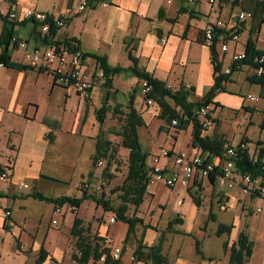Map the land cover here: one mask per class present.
Here are the masks:
<instances>
[{
  "label": "crops",
  "instance_id": "1",
  "mask_svg": "<svg viewBox=\"0 0 264 264\" xmlns=\"http://www.w3.org/2000/svg\"><path fill=\"white\" fill-rule=\"evenodd\" d=\"M14 1L17 3L16 12L19 18L23 10L27 8L47 14L60 15L67 8L74 9L84 0H46L49 3L46 5H43L41 0ZM10 3V0H0L1 10L6 11ZM110 4L105 7L98 5L87 8L83 12L73 15L67 21L64 29L57 30L54 39L56 41L74 40L78 43L79 50L87 55L85 72L90 70L89 77H92L98 71L97 64L92 56L104 57L109 67L119 66L124 69L130 68L132 65L129 60L130 56L138 61L140 68L155 80L164 82L171 90L175 91L181 86L185 89L190 88L192 89L191 99L193 101L201 100L214 84L211 54L210 50L202 44V32L206 25L216 19L222 21L227 30L235 25L236 15L241 10L240 0H218L213 13L208 12L206 0H198L193 4H188L185 0H170L169 3L167 0H112ZM3 27L0 18V35ZM7 27L11 29L12 35L16 36L18 40L25 41L29 49L43 46L31 22L14 21ZM161 40H164V42H161ZM248 40L254 42L257 49L264 51V43L263 46H260V43L264 40V24L258 26L250 22L249 26L239 31V41L237 43L229 42L228 51L225 54L217 53L222 70L230 65L232 52L244 51V45ZM7 52L12 62L23 65L21 51L10 45ZM0 70L4 74L0 79V166L8 163L11 165L9 178L6 181H0V235L1 232L13 235L14 229H16L18 237L17 240H14L15 250L27 257V262L24 264H35L40 250L45 252L42 264H59L56 261L55 253L48 252L41 247L38 253L33 250L27 252L22 248L20 238L23 234L29 232L26 229L25 222L28 218H34L38 214L40 202L47 204L46 214L52 219L51 212L54 205L33 196L37 193L45 199L74 197L75 195H62V193L55 196H43L40 193V186L52 187L48 189L51 190L55 185L50 184H57L58 186L67 184L66 181H58L52 178V170L49 167L54 166L58 160L65 165L72 164L74 161L72 159L73 155L80 153L82 147L87 144L86 147L90 148V152L84 168L78 171L76 162L74 164V169L80 174L75 194L78 193L79 184L81 182L86 183L89 172H92L91 159L96 137L100 131L106 139V129L104 127L107 126V115L111 114L112 116L114 109L117 112L125 113L132 90L139 83L135 77L120 73L112 78L109 88L103 87L101 81L92 89L89 98L83 100L75 90L62 88L59 81L54 79L50 72H39L30 69H5L2 67H0ZM238 73H241L240 79L245 86L242 89L234 88L232 90L230 89L231 84H234L235 76ZM252 79V70L248 67H240L231 74L229 82L223 87L224 91L217 93L213 99L219 107L214 108L212 105L208 107L212 123L201 134L202 137L228 142L230 147L237 146L244 136L240 133L236 140H232L234 136L230 129L233 130L238 127L237 119L240 115L248 116V124L259 130L258 139L264 136V132L262 133L258 128L261 120L264 119V104L261 106L248 104L249 102L245 99V95L250 94L257 96L260 102H264L263 98L259 96L264 86L251 83ZM246 85L249 87L247 88ZM252 87H255V90L250 89ZM133 96L132 106L144 123L143 127L137 131L140 148L145 153L151 154L152 159L159 156L160 150H167L169 156H161L157 167L169 169L177 154L189 155L193 151L191 146L192 126L190 125L185 131H176L172 126L165 128L161 120L158 119L160 113L158 115V112L143 103L144 98L143 95L140 96L139 90ZM104 103L108 110L112 106V111L109 110L110 112L106 113L104 124L99 126L95 115ZM61 105L63 106L62 112ZM254 117L253 123L252 119ZM161 126H163L162 131L160 130ZM141 129L147 131L143 142L144 149L139 134ZM74 139H78L77 145H75ZM247 140L252 142L253 139ZM250 145H247V147L249 148ZM226 146L227 144L224 149ZM201 154L214 163H218L224 157V151L221 158L210 153ZM150 162L149 165L148 161L146 163L149 168L152 167V160ZM20 183H26L29 188H21ZM24 189L27 190L24 191ZM175 191L177 196L182 197L183 202L186 200L189 203L191 209L189 217L193 222L195 215L202 210L205 222L202 227L197 228L198 232L204 236L203 227L207 226L208 222H213L215 226L213 234L220 241L225 257L224 264H228L229 258V250L223 248L224 243H227L229 248L237 241L240 233H243L250 241L254 240L250 235L251 229H247L250 225L247 220L253 216L257 219V214L259 216L264 215V200H261L258 196L245 195L237 187L232 190L223 189L218 185L215 176L212 182L209 179H196L186 189L176 187L171 190L162 185L148 187L143 203L137 209L135 216L143 221L140 233V240L142 237L141 242L143 245L152 247L160 241L153 237H147V233L151 232L150 230L143 231L144 228L148 229V223L151 222L152 224L154 220V215L148 216L149 222L142 215V212H146L145 210L148 209L149 205L145 208V201H151L152 204L155 202V195L159 192H172L171 194H173ZM197 195H204L205 200L200 203L196 198ZM192 198L196 199V203ZM178 199L173 206L176 209L173 216L168 219L167 223H164L166 229L168 223L175 216L182 220V225L184 224L182 213L184 203L181 202V205L178 206L177 203L180 201ZM156 203V206H162L160 200ZM30 205H32V208H29ZM85 205H91L89 213L88 209L82 210ZM222 206L225 208H222ZM255 206L256 209L261 210L260 213H255ZM252 207L253 209H251ZM239 210L241 212L238 214ZM4 211L9 212L10 217L8 220L3 214ZM70 214L71 222L68 230H70L71 223L74 220V215ZM66 215L62 218L63 220ZM103 215L104 213L100 207L89 201H84L80 208L76 210V217L84 222L83 226L89 228L91 223V229H93L92 221H96ZM35 218L39 219L38 216ZM17 219L23 220V222H17ZM6 225L8 229L5 228ZM220 225L233 226L230 234L217 236V227ZM114 230L113 225H105V231L102 228L96 231L98 233L104 232L106 236L108 234L107 237H111L115 244H121L122 247L125 237L122 239L116 238ZM161 240H163L161 241L162 255L167 259V263L204 264L205 260L214 262V257L211 254H204L202 258L196 254L197 257H194L193 260L183 262L179 258V247L175 251L174 257L168 259L169 256L164 253V247H169V242H167L168 240L164 235ZM131 247L133 248L130 252H128L130 248L126 247L128 253L124 254L129 258L131 252L134 254L136 244ZM71 254L67 248L66 253L57 255L63 257V264H77L72 261ZM124 255L121 258V264H124ZM251 259L246 264L253 263ZM82 264H90V261ZM135 264L151 263L147 261Z\"/></svg>",
  "mask_w": 264,
  "mask_h": 264
},
{
  "label": "trees",
  "instance_id": "2",
  "mask_svg": "<svg viewBox=\"0 0 264 264\" xmlns=\"http://www.w3.org/2000/svg\"><path fill=\"white\" fill-rule=\"evenodd\" d=\"M9 1V0H6ZM11 3L15 2L10 0ZM112 0H85L87 8H93L98 6L100 3L106 2L110 4ZM111 5V4H110ZM241 11L248 12L251 16V22L259 25L264 24V0H240ZM1 21L4 25L2 33L0 35V67L5 69H15V70H27L30 69L24 65L15 64L8 57V52L10 47V40L12 38L11 29H8V25L11 24V21H8L6 17L1 16ZM58 29L51 28L48 36V40L52 43L53 38H55ZM42 43H47L46 39L41 40ZM63 44L67 47L75 48L79 50L78 43L74 40L64 39ZM49 43V44H51ZM59 44L58 41L54 42ZM211 63L213 65V76L214 84L210 89L205 93L201 100L193 101L192 98V89L184 87H179L177 90L173 91L168 87L164 82L155 80L151 75L145 72L142 68L139 67L138 61L129 56L131 62V67L124 69L123 67H109L104 57L92 56V59L97 64V70L102 75L103 87H110L112 83V78L120 73L129 74L132 77H135L138 80L139 85L133 88L130 100H128V106L126 107V112H117L116 109L113 110V115H119L122 117L121 129L117 136L121 140V149L126 152V168L125 174L121 186L118 188V205L115 207L111 205L108 201H105L104 191L98 193L99 197L95 198L94 195L96 192L89 190L88 183L81 182L80 197H63L56 199H45L42 198L40 194H34V198H38L43 202L51 203L53 205H58L60 207L69 206L71 209L76 211L80 208L81 204L84 201H89L95 204L97 207H100L104 214L110 213L114 215L116 222L123 223L126 225V234L125 239L122 243V249L132 246L130 240L135 238L136 227L142 225L143 221L137 219L136 212L137 209L143 203L145 194H147V178L151 169L148 167L147 158L148 154L141 150V145L138 140L137 131L143 127L144 123L138 115L137 111L133 108L132 103L134 100L133 94L136 93L139 89L142 82H146L149 91L145 95L146 100H152L151 102L160 110V115L158 119L161 120L163 125L167 124L171 127L170 123L172 120L176 121V126L174 130L176 131H185L191 125L193 133H191V146L193 148H198L201 153H210L219 158L222 157L223 151L230 147L228 142L222 140H213L207 137H202L201 134L205 130L201 127L199 116L196 111L199 108H205L212 105L214 108L219 106L213 101L217 93L224 91V85L229 82L231 74L236 72L240 67H248L252 71L257 70L261 65L264 68V63L259 64L258 59L264 56V51H261L256 48L254 42L251 40L246 41L244 45L245 57L240 62V67H236L231 64V72L229 75L222 74V65L218 59V54L215 49V46L209 48ZM84 57L87 58V55L84 54ZM32 70V69H30ZM39 72L46 71L39 69ZM53 75V74H52ZM54 79L57 77L53 75ZM251 83H256L264 86V75L255 76ZM141 91V88H140ZM260 98L264 100V88L259 94ZM110 111L106 107L105 103L96 111L95 119L99 126L104 124V119L106 113ZM210 120L212 123L210 113L205 118ZM258 128L264 132V119L261 120ZM163 126L160 130L162 131ZM227 144L226 148L224 146ZM253 145L254 150L252 153H249V148L247 145ZM240 145H243V148H240ZM112 143L107 141L103 137V133L100 131L96 137V142L94 146V153L91 159L92 172L88 174V179L92 178L94 169L97 162L104 161V171L101 172L102 177H105V172L107 167L115 164L116 162V151L112 148ZM236 155H235V170L240 174H248L253 179H260V183L264 184V136L260 139H257L255 142H250L246 137H242L239 144L236 146ZM216 172H213L209 175V181L212 182L213 178L216 176ZM108 177V176H107ZM196 203V199L192 198ZM132 209V215L128 216L129 209ZM7 212V211H6ZM8 219V218H7ZM6 219V220H7ZM83 221L78 219L76 215L74 216L73 223L69 230V236L74 240V251L71 254V259L77 264H82L85 262H99L100 258L103 257L102 264H121L118 260H112L110 258L109 249L103 248L101 241L103 238H98L96 236L91 237L88 226H83ZM182 225V220L179 217H175L167 225V229L171 230L172 226ZM233 226L220 225L217 227L216 235H229ZM6 229L7 225L5 226ZM142 240V237H141ZM140 238L136 240V248L134 251V263L137 262H147L151 264H167V259L162 255V244L161 240L152 247L143 245ZM253 241H250L243 233L238 235L237 241L227 247V243L223 244L224 249L229 250L228 264H246L247 261L251 258L253 250ZM199 244L195 242L196 254L201 255L199 249ZM45 252L40 250L37 254L35 264H42L45 257Z\"/></svg>",
  "mask_w": 264,
  "mask_h": 264
},
{
  "label": "rangeland",
  "instance_id": "3",
  "mask_svg": "<svg viewBox=\"0 0 264 264\" xmlns=\"http://www.w3.org/2000/svg\"><path fill=\"white\" fill-rule=\"evenodd\" d=\"M41 3L43 5L49 4L48 2H46V0H41ZM249 26V23L246 25ZM245 26V27H246ZM264 43V40L262 43H260V46H263L262 44ZM90 70H88L87 72H85V75H87L88 77L90 76ZM97 74H99L98 71H96L94 73V75H92V88H95L99 82H103L104 80H100L99 78H97ZM253 74V71H252ZM4 76L3 72L0 70V79ZM241 73H238L235 76V82L234 84H231L230 89H234V88H244V84L241 81ZM246 87L248 88L249 86L246 85ZM139 89V94L140 96H142V93ZM252 90H255V87L250 88ZM260 102V101H259ZM256 103L258 104V106H261L264 104L263 101H261L260 103ZM251 104V103H248ZM256 104H252V105H256ZM122 108V106H120ZM152 110L158 112V115L160 113V111L158 110V108L156 106L151 105L149 106ZM61 112L63 110V106L61 105ZM109 110L112 111V106L109 107ZM123 111V110H122ZM124 113V112H123ZM248 116H239L237 121V125L238 127H236L235 129H230L232 135L234 136V139L232 140H236L238 134L242 133L244 137H246V139H253L252 142H255L258 138L257 135H259V130L254 126H250L248 123ZM254 119L255 117L252 119V122L254 123ZM121 122H122V117L119 115H112L109 114L107 115V121L105 125V129H106V140L110 141L112 143V148L116 151V162L115 164L107 167V171L105 172V180L108 182L107 186H106V190H104V195H105V201H108L109 203H111V205L113 206H117L119 201H118V194H119V190L118 188L121 186L123 178H124V174H125V162H126V152L123 151V149H121V140L120 138L117 136V134L119 133L120 129H121ZM165 128H168V125L165 124L164 125ZM146 130L145 129H141L139 134H140V140L143 144V149L145 147L144 145V139H145V135L146 134ZM260 139V138H259ZM75 145H77L78 143V139H74ZM87 144H85V146L82 147V149L80 150V153H78L77 155H73L72 159L74 160L72 162V164L70 165H65L64 163L60 162L59 160L56 162V164L54 166H50L49 168H51L52 173L51 176L52 178L58 180V181H66L67 184L64 185H57V184H50L48 182V184L50 185H55V187L51 190H48L49 186H40V193L43 196H55L56 194L62 193V195H75L74 197L78 198L81 195V185L79 184L78 187V193L75 194L76 192V184L77 181L79 180V176L80 174L78 173L79 170L83 169L85 166V162L89 159V152H90V148L86 147ZM254 150V146L250 145L249 146V153L251 154L252 151ZM150 160H152V155L148 154V165L151 163ZM76 162V167L77 170L74 169V164ZM104 164V163H103ZM49 165V164H47ZM105 165V164H104ZM104 168L100 169V168H96L94 169L93 173V177L90 179H87V182L89 184L88 188L89 190L93 191L97 190L99 183H100V179L99 177L101 175V172H103ZM108 176V177H107ZM61 184V183H59ZM29 185V184H28ZM151 189V188H150ZM27 189H24V191H26ZM98 191L95 193L94 197L98 198ZM172 193V192H171ZM170 192H159V194L155 195V202H153L151 204V201H145V208L148 205V209H146V212H142V215L144 217L147 218V222H149V218L148 216H152L154 215V220L151 224V222H149L148 224V229L144 228L143 231L145 230H150L151 232L147 233V237L148 238H154V239H161L162 236H166V239L168 240L167 242H169V247L165 248L164 247V253L168 254L169 257H167L168 259L173 258L175 251L177 250V248H180V260L183 262H189L191 260H193L194 257L196 256V248H195V241H197V243L199 244V251L201 253L200 258H202V256L204 254H211L214 257V263L215 264H224V254H223V250L221 249L220 246V241L217 240V237H215V235L213 234L214 231V225L213 222H208L207 226L203 227V230L205 231L204 236L198 232L197 228L198 227H202V225L205 222V217L203 216L202 210L197 213L195 215L194 218V222L193 220L189 217L190 216V205L188 202H186V200H182V197L180 195L177 196L176 191L173 192V194H171ZM187 197V196H186ZM178 199V201L180 200L182 203H184L183 209H182V213L184 215V224L183 225H175L171 227V230L166 229V226L164 223H167L168 219L173 216V212L174 210V204H176V200ZM188 198V197H187ZM196 198L200 201V203H202L205 200V196H196ZM160 200V204L162 205L161 207L156 206L157 205V201ZM165 201V202H164ZM90 204V203H89ZM39 207H38V214L36 216L39 217V219L37 218H28L25 222V226L27 233L23 234L22 237L20 238L21 241V245L22 248L25 251H36L38 253L40 247L43 248L44 250H47L48 252H52L55 253V258L56 261L59 264H63L64 260L63 257L57 255V254H63L66 253L67 248L70 250L71 253H73L74 251V240H72V238L69 236L68 234V229H69V223L71 222V214L68 213V211L66 210L65 212V219H58V223L56 225V227L51 226L50 222H51V218L50 216H48L46 214V207L47 204L46 203H39ZM165 207V209H164ZM29 208H32V205L29 206ZM83 209H88V213L90 212L91 209V205L88 206H84L82 208ZM133 208L129 209L128 211V216H131L133 213L132 211ZM240 209V208H239ZM253 209V207L251 208ZM256 209V206L254 207V211ZM81 210V211H82ZM153 211V213H152ZM5 212V211H4ZM3 212V214H4ZM100 212V211H99ZM151 212V213H150ZM241 211L239 210L238 214ZM104 213V212H103ZM148 213V215H147ZM101 214V213H99ZM21 215V214H19ZM18 215V216H19ZM88 215V214H87ZM111 216L110 213H106L104 214L101 218L97 219L96 221L93 220V229L90 228L89 225V232L91 237H98V238H103L104 232L102 233H98V231H96L97 229L102 228L105 231V225L109 219V217ZM240 216V215H239ZM256 217L253 216L251 219L247 220V223H249L250 225L248 226V230L251 229L250 235L251 237L254 239L253 240V248L254 250H252L253 252V257L251 260H253V263L251 264H262L264 261V215L262 214L261 216H259V214H257ZM10 216L6 217L9 218ZM176 217V216H175ZM161 219V220H158ZM8 220V219H7ZM23 222V220H18L17 222ZM96 222V223H95ZM95 223V224H94ZM10 226V224H9ZM85 227V225H84ZM11 228V226H10ZM114 230V235L116 238L122 239L125 237L126 234V225L123 223H119L117 222L116 224L113 225ZM141 226H137L136 227V233H135V238H133L132 240H130V243H132L131 245H135L136 240H138L140 238V233H141ZM179 233H177V232ZM16 229H14V234H10V233H4L1 232L0 235V264H24L27 262V257H25L24 254H22L21 252L15 250V241L17 240L18 237V232H16ZM155 232V233H154ZM157 233V234H156ZM15 235V237H14ZM108 236V234H107ZM110 240V246L113 248L115 246L117 247H121V244H115L113 242V239L111 237H108ZM104 240V238H103ZM101 241V244L103 245V248H105V242ZM158 243V242H157ZM67 245V248H66ZM34 248H37L36 250ZM129 251L133 248L131 246H129ZM169 248V249H168ZM169 250V251H168ZM127 252V248L122 252V255H124ZM168 252V253H167ZM36 253V254H37ZM28 255H30V253H28ZM122 255L120 256V261L122 258ZM130 258L126 255H124L123 258V262L124 264H135L134 262H132L131 258L133 256L132 252L130 253ZM200 258H198L199 261ZM206 261V260H205ZM204 261V262H205ZM252 262V261H251ZM262 262V263H261ZM101 261L99 262H91L90 264H100ZM53 264V263H51ZM167 264H172V263H167ZM264 264V263H263Z\"/></svg>",
  "mask_w": 264,
  "mask_h": 264
},
{
  "label": "built area",
  "instance_id": "4",
  "mask_svg": "<svg viewBox=\"0 0 264 264\" xmlns=\"http://www.w3.org/2000/svg\"><path fill=\"white\" fill-rule=\"evenodd\" d=\"M188 4L196 3L198 0H185ZM169 3L170 0H167ZM208 6V12L213 13L216 9L218 0H206ZM17 3L12 2L8 5L6 11L1 10L0 14L6 17L8 21L11 22H31L34 25L38 38L40 40L46 39L47 43H42L41 48L29 49L25 41L18 40L16 36H12L10 40V45L16 50L22 53V63L24 66L32 69L39 70L43 69L47 72L52 73L59 81L62 88L73 89L76 93L83 99H88L92 91V78L85 75V61L84 53L81 50L67 47L62 41H58L59 44H55L56 40L53 38L52 43L48 40L49 32L51 28L54 29H64L67 21L75 14H79L87 9V4L85 0L76 6L74 9L67 8L64 13L60 15L47 14L44 12H38L35 9L27 8L21 13V16L17 17ZM100 7L108 6V3L103 2L99 4ZM251 22V16L248 12L238 11L236 15V23L231 26L229 30L224 26L223 22L216 19L215 21L209 23L205 26L202 35V44L206 48H211L215 46L217 53L225 54L228 51V43H237L239 41V31ZM164 42V40H161ZM51 43V44H49ZM245 57L244 51L232 52L230 56V65L222 70V74L229 75L231 72V64L235 65L237 68L240 67V62ZM259 64L264 63V56L258 59ZM253 75L260 76L264 75V68L261 65L257 70L253 71ZM97 78L102 80L101 73L97 74ZM141 93L143 95V103L146 106H151L152 100H146L145 95L149 91L146 82H142L140 85ZM245 99L251 104H256L259 102V98L254 95L246 94ZM200 119L201 127L206 131L210 126V120L205 118L209 114L208 107L199 108L196 111ZM170 125L172 127L176 126V121L172 120ZM240 145V148H243ZM193 151L189 155L183 153L177 154L174 157V161L169 169L158 168L159 158L169 156L167 150H160L159 156L152 159V167L147 178V186L154 187L157 185H162L167 189H174L176 187L188 188L196 179L207 180L209 175L216 172L218 185L223 189L232 190L237 187L245 195L248 196H258L261 200H264V184L260 183V179H253L248 174H240L235 170V153L237 147H229L224 152V157L218 163H214L203 157L198 148H192ZM104 161L97 162L96 168H104ZM11 165L0 166V181H6L10 175ZM100 183L97 190L94 192H101L106 190L108 182L103 177H99ZM21 188H29L26 183H20ZM178 206L181 205V201L177 203ZM222 208H225L222 206ZM66 210L68 213L76 215V211L71 209L69 206L60 207L54 205L51 212V226L56 227L58 219H62L65 216ZM260 213L261 210L256 209L255 213ZM5 217L9 216V212H4ZM114 215L111 214L106 225L111 226L116 224ZM105 248L109 249V256L112 260L120 261V256L122 255V247H111L109 238L105 235L104 237ZM134 256V255H133ZM131 260L134 262V257ZM103 261V257L100 258ZM204 264H215L212 260H206Z\"/></svg>",
  "mask_w": 264,
  "mask_h": 264
}]
</instances>
